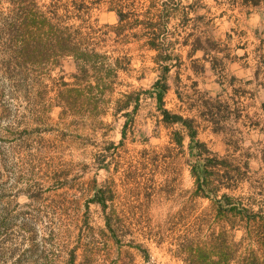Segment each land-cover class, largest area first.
I'll list each match as a JSON object with an SVG mask.
<instances>
[{"label":"rangeland","instance_id":"obj_1","mask_svg":"<svg viewBox=\"0 0 264 264\" xmlns=\"http://www.w3.org/2000/svg\"><path fill=\"white\" fill-rule=\"evenodd\" d=\"M201 5L197 15L211 22L199 28L219 43L220 53L211 52L206 61L201 52L187 59L189 48L177 47L174 55L181 57V68L169 69L164 96L166 109L195 119L199 148L190 145L179 125L167 128L158 123L159 114L147 95L141 96L133 122L121 114L113 116L112 109L92 121L82 120L85 123L73 117L60 119L61 109L54 101L44 102L45 109L38 112L18 98L0 105V161L7 159L4 170L11 172L5 194L12 197L5 201L14 211H25L37 220V240L52 239L29 264H69L70 251L75 253L73 264H183L173 256L175 238L195 218L213 217L212 199L193 196L192 167L205 157L224 161L217 176H207L217 199L227 194L252 206L253 211H264V8L238 14L226 11L215 0H201ZM93 19L94 27L103 31L116 24L115 14L106 10ZM115 47L127 51L132 61L131 72L120 76L122 86L112 99L119 98L117 92L150 91L161 76L152 61L155 53L139 51L134 42ZM75 70L73 60L65 59L46 76L44 84L50 90L48 80L59 83L61 77L72 83ZM40 91L34 89V94ZM177 91L212 100L219 125L200 120L196 110L187 111ZM53 97V92L48 93L46 99ZM23 129L28 134L22 143ZM123 131V146H118ZM174 132L184 135L182 147L172 143ZM110 143L115 148L108 150ZM211 170L216 169L207 168ZM234 171L239 176L234 189L218 188L225 181L224 173ZM28 185L37 198L28 197ZM102 187L112 197L105 212L88 203ZM105 214L122 220L118 242L109 234V239L103 236ZM225 217L235 223V229L228 226L226 230L236 242L242 235L240 223ZM139 244L146 249L147 259L133 248ZM86 252L92 256H85Z\"/></svg>","mask_w":264,"mask_h":264},{"label":"trees","instance_id":"obj_2","mask_svg":"<svg viewBox=\"0 0 264 264\" xmlns=\"http://www.w3.org/2000/svg\"><path fill=\"white\" fill-rule=\"evenodd\" d=\"M215 3L225 6L226 11H237L238 14L264 8V0H215ZM202 8L201 0L190 3H184V0H49L45 3L41 0H0V105L18 98L33 111L38 109V112L45 109L44 102L54 101V106L61 109L60 119L73 117L92 121L112 109L113 116L121 114L133 122L132 116L141 96L147 95L159 114L158 123L167 128L179 125L186 132L190 145L200 147L195 140V119L166 109L164 96L168 91L166 75L169 69L181 68V57L174 55L177 47L189 48L187 59L201 52L202 60L206 61L211 52L220 53L219 43L207 38L199 28L211 22H204L205 16L197 15ZM102 10L116 16L115 26L107 27L105 31L94 27L93 17ZM223 15L225 12L221 13ZM133 42L138 44L139 51L155 53L152 61L160 68L161 76L150 91L117 92L119 98L114 101L113 94L122 86L120 76L131 72L132 61L127 51L115 46L124 47ZM65 59H71L75 64V74L71 76L74 81L67 83L62 77L58 79L59 83L48 80L52 82L48 90L44 84L46 76ZM192 70L196 71L193 66ZM34 89L41 91L34 94ZM52 92L54 97L46 99L47 94ZM193 92L196 95L199 93L197 89ZM176 95L187 111L196 110L200 120L219 125V116L212 110V100L194 99L178 91ZM215 103L220 105L218 100ZM217 109L220 114V106ZM27 134L26 129L20 132L22 143L26 142ZM124 136L123 131L118 146H123ZM183 138L184 135L174 132L171 141L182 147ZM113 147L114 144L110 143L107 149ZM198 155L202 153L199 151ZM2 162L0 264H29L33 256L41 253L40 248L50 245L52 239L37 240L34 231L37 220L25 211H14L10 202L5 201L12 197L5 194L11 172L4 170L8 168L7 159ZM221 166H224V161L208 157L193 165V196L212 199L213 217L195 218L185 233L175 238L173 256L183 264H264V211H253L252 206L242 205L238 199L227 194H222L219 199L215 197L217 190L213 192L209 189L207 176H217ZM207 168L216 170L208 172ZM234 172L232 175L224 173L225 181L218 188L233 190L239 180L238 171ZM110 193L107 187L98 188L88 203L100 206L105 212L107 203L112 202ZM27 195L37 198L29 185ZM228 215L240 223L242 235L236 242L230 240L226 230L228 226L230 230L236 228L230 219L224 220ZM121 223L117 216L105 214L103 236L108 239L110 236L118 242L117 232ZM133 248L144 259L148 258L146 249L140 244ZM86 254L87 257L92 256L88 252ZM74 260L75 253L70 251L69 264H73Z\"/></svg>","mask_w":264,"mask_h":264}]
</instances>
